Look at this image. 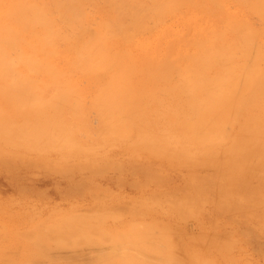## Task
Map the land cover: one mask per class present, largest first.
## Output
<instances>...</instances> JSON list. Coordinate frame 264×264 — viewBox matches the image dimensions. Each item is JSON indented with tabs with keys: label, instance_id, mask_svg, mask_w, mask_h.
<instances>
[{
	"label": "bare ground",
	"instance_id": "1",
	"mask_svg": "<svg viewBox=\"0 0 264 264\" xmlns=\"http://www.w3.org/2000/svg\"><path fill=\"white\" fill-rule=\"evenodd\" d=\"M182 2L0 0V112L39 121L41 136L29 145L46 148L58 134L51 124L65 112L91 131L126 138L124 127L146 105L158 108L164 92L162 114L179 113L174 130L185 143L219 147L235 117L254 109L264 115V0H231V13L219 0H202L198 30L186 24L194 28L190 41L185 31L150 27ZM143 31L150 38L123 52L124 41ZM102 214L61 217L24 233L11 229L0 238V264H37L51 246L81 245L92 248L85 264H183L178 252L189 264H215L196 249L177 248L169 228L130 224L110 233Z\"/></svg>",
	"mask_w": 264,
	"mask_h": 264
},
{
	"label": "rangeland",
	"instance_id": "2",
	"mask_svg": "<svg viewBox=\"0 0 264 264\" xmlns=\"http://www.w3.org/2000/svg\"><path fill=\"white\" fill-rule=\"evenodd\" d=\"M219 4L234 10L231 0ZM200 9L202 0H184L150 27L185 31L190 41L197 19H204ZM190 23L194 28L186 29ZM145 38L143 31L124 41L122 51L134 53ZM165 94L158 95V108L146 105L138 121L124 127L126 138L91 131L84 119L65 112L60 124H51L58 134L46 148L29 145L41 136L39 121L0 112V238L11 229L24 233L61 217L103 213L102 227L110 233L130 224L165 227L177 248L196 249L215 264H264L263 111L235 117L219 147H197L174 130L179 113L162 114ZM81 246H51L49 259L34 262L85 264L92 248Z\"/></svg>",
	"mask_w": 264,
	"mask_h": 264
}]
</instances>
